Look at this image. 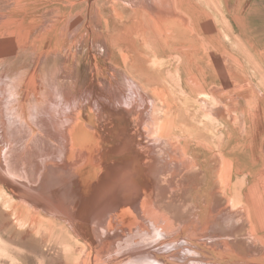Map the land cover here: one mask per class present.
Masks as SVG:
<instances>
[{
    "label": "rangeland",
    "instance_id": "374dc122",
    "mask_svg": "<svg viewBox=\"0 0 264 264\" xmlns=\"http://www.w3.org/2000/svg\"><path fill=\"white\" fill-rule=\"evenodd\" d=\"M157 2L171 14L169 23L153 9L151 3ZM134 10L142 12L141 19ZM19 81L31 105L48 93H62L64 99L62 89L84 92L85 87L108 90L114 106L137 100L139 145L152 153L151 143L171 133L172 149L183 150L189 159L185 170L175 162L163 167L161 155L148 152L157 162L150 167L165 175L162 182L154 179L156 185L167 186L169 167L177 171L179 189L155 197L176 219L173 227L183 219L196 223L198 231L205 226L208 245L195 241L186 264H264V0H0V104ZM119 87L123 93L118 94ZM42 110L47 112L48 105ZM11 135L8 130L6 139L15 147L18 141ZM31 161L37 168L34 153ZM1 201L0 238L7 250L0 249V264H20L9 257L13 251L26 254L21 264H71L69 256L50 246L11 243L18 237L10 242L1 227L14 218L5 216L8 208ZM172 202L183 205L173 208ZM212 218L222 221L214 230ZM191 232L178 239H190ZM164 238L162 246L170 241ZM208 241H225L230 249L213 251ZM172 250L169 245L157 253ZM142 257L145 264L153 258Z\"/></svg>",
    "mask_w": 264,
    "mask_h": 264
},
{
    "label": "bare ground",
    "instance_id": "6f19581e",
    "mask_svg": "<svg viewBox=\"0 0 264 264\" xmlns=\"http://www.w3.org/2000/svg\"><path fill=\"white\" fill-rule=\"evenodd\" d=\"M151 5L163 24L169 23L167 19L171 14L166 12L163 3L162 7L158 2ZM133 16L141 19L143 14L134 10ZM178 20L180 25L177 26L185 27L182 18ZM15 83L19 85L14 86ZM15 83L9 84L6 104H0V200L8 208L5 216L14 218L3 221L1 231H7L10 242L14 234L18 237L17 242L11 243L50 246L69 256L71 264H145L142 256L146 255L153 257L148 264H155L154 258L159 264H186L189 253H194L191 246L195 241L201 240L208 245L207 238L203 237L205 226L198 231L194 228L196 223L188 225L183 219L182 224L174 228L176 219L155 199L157 194L166 198L179 189L175 181L177 171L169 167L166 187L155 184L156 180L162 182L165 175L156 167H150L157 164L148 156L150 148L139 145L143 134L139 128L137 100L132 98L133 101L123 106H114L116 100L109 96L108 90L107 93L102 89L92 92L85 87L84 92L62 89L66 94L64 99L62 93L60 97L57 95L58 91L55 96L48 93L45 100L33 94L40 102L31 105L29 94L22 91L20 81ZM120 93L123 92L119 87ZM3 97L0 92V100ZM98 101H101L99 107L91 106ZM45 105H48L47 112L42 110ZM48 119L55 123V130ZM158 129L161 134L163 120L159 121ZM8 130L12 134L9 139L18 141L15 147L6 139ZM171 137L169 133L164 141L152 142L155 149L151 148L152 153L161 155L165 161L163 167L175 162L178 169L185 170L189 167L188 158L183 150L172 149ZM31 153L39 160L37 168L32 164ZM157 173L161 179L155 178ZM178 204L172 202L171 207ZM198 219H202L201 215ZM217 222L222 221L210 222L213 230L218 227ZM187 230L192 231L191 238L178 239ZM157 235L170 238L169 242L164 238L167 242L164 246L173 245V250L159 255L157 251L164 247V240L162 237L155 241ZM208 242L213 251L220 247L224 252L230 249L225 241ZM3 243L0 238L1 253L6 254ZM16 252H11L9 257L12 261L23 262L26 254Z\"/></svg>",
    "mask_w": 264,
    "mask_h": 264
}]
</instances>
